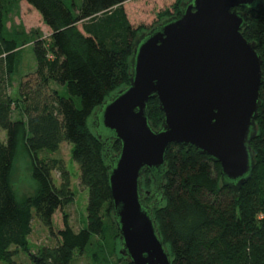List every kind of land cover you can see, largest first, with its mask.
Listing matches in <instances>:
<instances>
[{
    "label": "trees",
    "instance_id": "trees-1",
    "mask_svg": "<svg viewBox=\"0 0 264 264\" xmlns=\"http://www.w3.org/2000/svg\"><path fill=\"white\" fill-rule=\"evenodd\" d=\"M24 1L41 14L51 35L48 44L41 38L34 42L35 79L21 83L22 115L15 119L8 89L18 44L5 34L0 0V128L6 131L0 140V264H20L19 252L30 264H74L77 253L102 233L107 215L112 213L117 227L107 165L119 153L120 143L109 136L104 145L89 119L116 91L129 86L128 59L141 29L126 10L131 0H82L77 12L65 0ZM243 34L257 44L263 58L258 135L251 142L254 168L248 180L233 187L222 182L221 165L209 155L195 146L170 144L160 190L152 175L149 179L153 216L173 264H264V0L249 13ZM53 84L66 87L69 96ZM148 111L152 126L159 129L164 113L157 97L150 99ZM21 139L38 185L23 200L12 184ZM63 142L72 144L81 183L89 189L88 223L75 229L64 212V226L55 232L54 215L74 199L71 174L60 152ZM144 196L148 204L149 195ZM33 210L56 236L53 245L37 252L30 251L29 244ZM119 264L133 263L127 259Z\"/></svg>",
    "mask_w": 264,
    "mask_h": 264
},
{
    "label": "water",
    "instance_id": "water-1",
    "mask_svg": "<svg viewBox=\"0 0 264 264\" xmlns=\"http://www.w3.org/2000/svg\"><path fill=\"white\" fill-rule=\"evenodd\" d=\"M262 2L189 0L179 17L136 42L130 85L94 114L103 144L109 136L120 143L107 169L121 253L133 264H173L153 216L155 203L145 202L141 187L149 171L160 190L170 144L209 155L220 163L225 184L240 187L251 177L263 58L243 30ZM155 97L164 113L159 129L148 111Z\"/></svg>",
    "mask_w": 264,
    "mask_h": 264
},
{
    "label": "rangeland",
    "instance_id": "rangeland-1",
    "mask_svg": "<svg viewBox=\"0 0 264 264\" xmlns=\"http://www.w3.org/2000/svg\"><path fill=\"white\" fill-rule=\"evenodd\" d=\"M4 4V24L5 34L12 37L18 44V57L15 72L9 77V89L14 101V118H20L22 111L19 109L20 86L23 81L34 82L36 70V58L34 52V42L38 39L49 41L51 35L50 28L45 24L41 14L36 11L24 0H1ZM66 4L77 12L82 0H65ZM189 0H131L125 7L129 14L130 21L135 27H140V32L135 40L141 39L142 35L150 33L154 28L171 19L179 17L182 9ZM133 56L128 59V74L132 72ZM130 85V84H129ZM126 86V85H124ZM64 96H69L67 88L58 84H53ZM119 89V88H118ZM79 104V101L77 100ZM97 110V109H96ZM95 110V112H96ZM89 119V126L97 134L94 125V114ZM5 134V135H4ZM6 137V131L0 128V140ZM72 144L63 142L60 146L61 156L64 158L67 168L71 174V187L74 193L73 201L65 207V210L57 211L53 217L54 231L63 228L64 212L69 216L70 223L75 229L83 228L88 223L87 207L89 201V189L80 180V168L72 156ZM151 174H144L141 187L148 193V205L152 204L153 198L151 188L152 181L149 179ZM57 185L61 184L57 172L54 173ZM12 184L19 200H23L33 195L38 185L32 176V164L26 152L24 142L21 139L12 172ZM165 202H163V205ZM33 232L29 236L30 251L37 252L43 245H53L56 236L44 226L33 210ZM112 214V213H111ZM107 215L105 226L100 235H94L92 242L83 252L77 253L74 264H119L128 258L121 253L123 249L121 234L115 225L113 215ZM169 250V247H167ZM18 260L20 264H30L29 259L19 252Z\"/></svg>",
    "mask_w": 264,
    "mask_h": 264
},
{
    "label": "crops",
    "instance_id": "crops-1",
    "mask_svg": "<svg viewBox=\"0 0 264 264\" xmlns=\"http://www.w3.org/2000/svg\"><path fill=\"white\" fill-rule=\"evenodd\" d=\"M5 135V134H4Z\"/></svg>",
    "mask_w": 264,
    "mask_h": 264
}]
</instances>
